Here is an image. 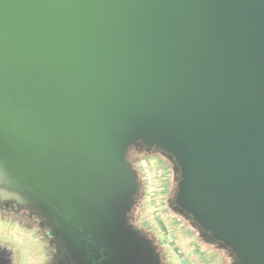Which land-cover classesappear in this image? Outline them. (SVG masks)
I'll return each instance as SVG.
<instances>
[{
  "label": "water",
  "instance_id": "obj_1",
  "mask_svg": "<svg viewBox=\"0 0 264 264\" xmlns=\"http://www.w3.org/2000/svg\"><path fill=\"white\" fill-rule=\"evenodd\" d=\"M139 143L264 259V0H0V199L40 216L53 264H161L130 222Z\"/></svg>",
  "mask_w": 264,
  "mask_h": 264
},
{
  "label": "flooded vegetation",
  "instance_id": "obj_2",
  "mask_svg": "<svg viewBox=\"0 0 264 264\" xmlns=\"http://www.w3.org/2000/svg\"><path fill=\"white\" fill-rule=\"evenodd\" d=\"M127 159L139 183V191L130 212V222L150 241L161 264H173L167 249L176 255L181 264H190L187 255H184L165 228L163 214L181 224L191 237L197 255L202 259L211 264H245L238 252L206 229L178 202L182 171L172 154L158 147L139 143L131 147ZM154 168H157L156 173ZM157 180H161L163 185L160 195L156 194ZM146 209L152 213L156 229H152L144 221ZM0 222L32 234V239L40 242L47 256L46 263L53 264L56 255L53 236L37 213L26 207H19L12 201L0 199ZM249 264H264V259L259 260L257 257Z\"/></svg>",
  "mask_w": 264,
  "mask_h": 264
},
{
  "label": "rangeland",
  "instance_id": "obj_3",
  "mask_svg": "<svg viewBox=\"0 0 264 264\" xmlns=\"http://www.w3.org/2000/svg\"><path fill=\"white\" fill-rule=\"evenodd\" d=\"M155 173L157 168H154ZM159 171V170H158ZM157 171V172H158ZM156 179V178H155ZM162 182L161 180L156 181V194L160 195L161 194V189H162ZM163 224L165 228L168 230L170 236L178 247L180 248L181 251H183L184 255H187L188 262L190 264H211L209 263L208 260L202 259L199 255H197L195 248L193 247V244L191 242V237L189 234L184 230V228L181 226V224L176 221L175 219H172L166 214H163ZM144 221L152 227V229H156L155 225V220L150 212L149 209H146L144 212ZM30 246H32V250L34 251V259H35V264H47L46 259L47 256L42 250V246H40V242L36 239H32V242L29 243ZM169 251V254L172 258L173 264H181L176 255L172 253L171 250L167 249Z\"/></svg>",
  "mask_w": 264,
  "mask_h": 264
},
{
  "label": "crops",
  "instance_id": "obj_4",
  "mask_svg": "<svg viewBox=\"0 0 264 264\" xmlns=\"http://www.w3.org/2000/svg\"><path fill=\"white\" fill-rule=\"evenodd\" d=\"M32 234L0 222V264H35Z\"/></svg>",
  "mask_w": 264,
  "mask_h": 264
}]
</instances>
